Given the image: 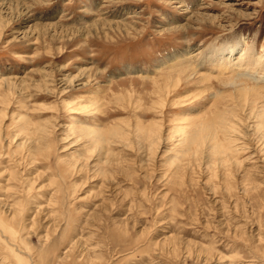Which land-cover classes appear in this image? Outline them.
I'll use <instances>...</instances> for the list:
<instances>
[{"label":"rangeland","instance_id":"obj_1","mask_svg":"<svg viewBox=\"0 0 264 264\" xmlns=\"http://www.w3.org/2000/svg\"><path fill=\"white\" fill-rule=\"evenodd\" d=\"M0 9V264H264V0Z\"/></svg>","mask_w":264,"mask_h":264},{"label":"bare ground","instance_id":"obj_2","mask_svg":"<svg viewBox=\"0 0 264 264\" xmlns=\"http://www.w3.org/2000/svg\"><path fill=\"white\" fill-rule=\"evenodd\" d=\"M20 1V0H19ZM2 6V5H1ZM2 8V7H1ZM4 9V8H3ZM19 9H20V7H16L13 11H15V12H18L19 11ZM1 10V9H0ZM3 11V10H2ZM2 20V19H1ZM231 54V53H230ZM223 64H225V63H223ZM220 68H221V66H220ZM228 68H229V66H228ZM215 69V68H214ZM226 69V68H225ZM228 70V69H227ZM227 70H224V71H227ZM221 73H223V71L221 72ZM177 85V84H176Z\"/></svg>","mask_w":264,"mask_h":264}]
</instances>
